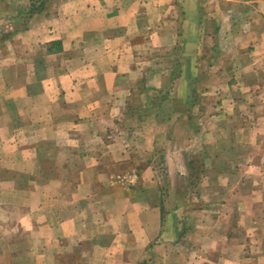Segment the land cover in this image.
I'll return each mask as SVG.
<instances>
[{"label": "crops", "instance_id": "0c3cea01", "mask_svg": "<svg viewBox=\"0 0 264 264\" xmlns=\"http://www.w3.org/2000/svg\"><path fill=\"white\" fill-rule=\"evenodd\" d=\"M214 1L68 0L1 44L13 51L9 44L20 43L17 36L36 47L50 44L26 66L16 59L13 66L23 69L14 83H6L11 72H3L7 137L18 146L27 140L24 147L12 146L19 157L10 164L22 170L31 163L35 179H44L29 204L14 196L25 208L18 224L31 234L26 248L43 251L44 261L264 264L263 163L223 156L234 157L241 148L250 159L251 141L264 139L255 131L259 124L254 131L247 124L254 117L246 110L259 106V98L247 103L223 93L258 87L264 76V3L252 7L251 0H241L246 6L239 20L228 15L234 0L210 6L219 5L226 17L208 15ZM242 74L257 77L249 84ZM203 78L214 79L216 93L210 86L202 93ZM218 138L231 140L220 146ZM200 159L209 181L204 176L195 183L231 186L230 192H164L163 184H185ZM192 201L209 202L214 217L226 212L220 235L213 225L207 230L208 223H184L187 208L197 216L207 211ZM190 231L193 242L186 240Z\"/></svg>", "mask_w": 264, "mask_h": 264}, {"label": "rangeland", "instance_id": "374dc122", "mask_svg": "<svg viewBox=\"0 0 264 264\" xmlns=\"http://www.w3.org/2000/svg\"><path fill=\"white\" fill-rule=\"evenodd\" d=\"M68 0H0V264H50L49 261H44L42 253L43 251L36 250V249H28L26 248L29 246L31 243L28 241V237L26 235H29V238L31 236L30 233L24 232L23 227L19 226L18 221L20 220V214L25 213V208L21 207L19 209L18 207V200L14 196L23 195L26 200V204H29L30 199L33 197L35 194H39V191H35V189H43L44 185V179L40 178L35 179V173L38 171H35L33 169V165L31 163H26L25 166L26 168L17 169L15 166H11L10 161L15 158H18L19 156L15 152H10L12 149V146L16 143L17 147H24L23 142H27V140L21 139L20 143L22 146H18V140L14 138L15 140H11L9 137H7V131L8 128L7 126L11 125L10 122V117H9V107L7 103L3 100H5L8 96L9 91L4 90L3 82H4V73L11 72V82L7 80L8 76L5 75L6 80L8 82L6 83H14L16 77L20 78L22 74V69L23 67L19 66L17 67V64L13 66V63L19 60L20 63H23L25 66L30 63L29 58L32 57H37L39 59V56H41V53L44 51L50 50V44L45 43L42 44V47H36V45H33L30 42V45L28 44V40L26 38L20 39L15 38V41H20V43L15 42L11 43L9 49H12L13 51H9L8 48L5 49L4 45L7 43L6 41L13 37L14 35H18L23 33L25 30L28 29V27L31 25L32 21L34 20L35 16L39 14H48L52 15L55 13L57 8L59 7L60 4L63 2H66ZM264 3V0H262ZM209 2V1H208ZM207 2V3H208ZM217 3L223 7L225 5V1L219 0V1H214L212 4L209 5V10H208V15H211L212 13H218V19L219 17L223 18L222 15L228 12V15H233V18L236 19H241L243 16V11L245 13V9H242V7H245L246 5L243 4L241 5V0H234L232 5V9H229L227 11H221L220 6L218 5V9H214L210 6H216ZM230 3V2H228ZM251 3H253L250 6H255V3H257V0H251ZM45 5V6H44ZM249 6V7H250ZM42 10V11H40ZM250 10L253 11V9ZM37 11V12H35ZM250 14V12H249ZM225 13V17H226ZM210 19H213L214 17L208 16ZM241 27L238 26L237 29H240ZM16 37V36H15ZM26 39V40H25ZM24 41V43L22 42ZM30 41V39H29ZM3 46V47H2ZM2 47V48H1ZM54 50L56 48L55 45L51 46ZM21 48V49H19ZM57 49V48H56ZM227 54L229 53V49L226 51ZM222 53V54H223ZM26 55V56H25ZM213 55V54H212ZM229 55V54H228ZM220 56V55H219ZM213 57H216L217 59L220 57L213 55ZM224 60L226 58V53L224 54ZM232 58V55H231ZM223 60V59H221ZM9 62V64H8ZM11 63V64H10ZM202 65H206L204 60L202 61ZM17 67V68H16ZM7 70V71H5ZM206 76V75H205ZM204 76V78H205ZM257 77V75H254ZM252 75H247V74H242L243 80L246 83H253L256 78H254ZM202 79V86L204 87L207 85V89L203 90L202 93H207L210 90L208 89V86L210 88L212 87L213 91L216 93L217 91L214 90L215 82L214 79ZM222 79V77H221ZM217 80V79H215ZM221 82V80L219 79ZM227 81V80H225ZM2 82V83H1ZM201 82V81H200ZM199 82V84H200ZM209 84V85H208ZM249 90L246 91V89H241L240 90H223V93H226L225 97L229 96L232 97L234 94L241 95V98L243 101H247V103L251 102V100L259 98L261 101V104L259 106L254 105V104H249L248 109L246 110L250 116L254 117V121L250 120V123H247L249 125L250 130L254 131L255 126L259 124V126L255 129L256 133L259 130V134L261 135L264 133V76L259 78V83L258 87L255 86V84H250L249 85ZM216 87V86H215ZM222 91V90H219ZM202 95V94H201ZM209 95V94H208ZM208 95H202V97H209ZM213 97V96H212ZM247 97V98H246ZM263 104V105H262ZM245 112V106L241 108L239 107L238 114H242ZM259 119V120H258ZM258 120V121H257ZM221 121L219 122V124ZM254 123V124H253ZM247 127H243V129H246ZM253 135V134H252ZM258 137V136H257ZM262 137V136H259ZM252 139V138H251ZM250 139V140H251ZM219 140V145L224 146L225 143L229 142V138H218ZM238 140H241L238 138ZM244 142L247 141V138L243 139ZM257 140H252L251 143V149H254V152H250V159H246V154H241L242 149H236V153L233 156L231 155H223L225 157V161H227L228 158L232 159L233 162L237 161H247L249 160L250 162H257L263 163L264 167V150H256V146L258 145H263L264 146V139L263 137L259 140V142H256ZM213 143V140H212ZM237 145V142H235ZM28 145V144H25ZM237 147H240V145H237ZM201 151V150H200ZM259 151V152H258ZM199 154V152H198ZM237 155V156H236ZM18 156V157H17ZM231 156V157H230ZM206 160V157H203V160ZM203 160L200 159L197 160V162H193L192 167L189 170V175L188 177L183 180L185 184L179 185L178 183L175 184L173 183V186L169 184V186L163 184V188L165 187L166 194L170 193L173 195H176L178 192L182 191L185 194L188 195H193V194H198L200 193L201 195H210L212 193H225V192H230L232 187L231 186H221L220 184L217 185V187L214 186H205L201 187L199 184H196L195 182H198V179H201L202 181L204 179V173L208 172L206 168H203L204 164ZM231 161V160H230ZM206 162H209V160H206ZM261 163V164H262ZM163 172V171H162ZM43 173L45 175L49 174L50 171L47 169L46 171H41L40 174ZM220 173V172H219ZM36 174V175H37ZM64 176V175H63ZM162 176V175H161ZM219 174H214L213 177H218ZM44 177V176H43ZM208 175L205 176L206 181ZM193 178V179H192ZM195 178V180H194ZM4 181L8 182H14V184H10V187H8L6 184L2 185ZM209 181V180H208ZM41 184V185H38ZM37 185V186H35ZM167 188V189H166ZM248 191V190H247ZM2 195V196H1ZM16 199L15 202H13V199ZM24 202V201H23ZM197 204V205H202L204 207L205 205V212L201 214V216H197L192 210V208H187L185 211V220L184 223L187 225H192L195 223H199L201 221L202 223H208L207 224V230H209L211 225L218 231V234L223 232V227L225 226L226 223V212L221 211L219 212L218 217H214V213L209 212V202H189L188 204ZM187 204V203H186ZM172 206H177V202H172ZM32 210V209H31ZM214 220V222H213ZM183 225V224H182ZM27 228V227H25ZM209 234V231H208ZM207 234V238L209 239V235ZM20 235V236H19ZM220 235V234H219ZM186 240L193 242L195 241L194 233L193 231L187 232L185 234ZM219 237V236H218ZM39 243V242H38ZM207 251L206 248L202 249V253L205 254ZM48 254H50L52 251H45ZM190 250V254H191ZM205 252V253H204ZM208 252V251H207ZM196 253V252H195ZM48 258V257H47ZM48 260V259H47ZM61 264H67L66 263V256L63 257ZM65 261V263H63Z\"/></svg>", "mask_w": 264, "mask_h": 264}, {"label": "trees", "instance_id": "16d2710c", "mask_svg": "<svg viewBox=\"0 0 264 264\" xmlns=\"http://www.w3.org/2000/svg\"><path fill=\"white\" fill-rule=\"evenodd\" d=\"M45 6V5H44ZM40 11H42V10H40ZM35 12H37V11H35Z\"/></svg>", "mask_w": 264, "mask_h": 264}]
</instances>
